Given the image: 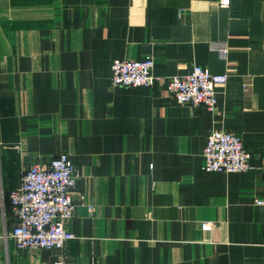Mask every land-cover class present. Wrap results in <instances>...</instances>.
<instances>
[{
    "label": "crops",
    "instance_id": "1",
    "mask_svg": "<svg viewBox=\"0 0 264 264\" xmlns=\"http://www.w3.org/2000/svg\"><path fill=\"white\" fill-rule=\"evenodd\" d=\"M115 58H151L157 80L111 85ZM193 65L227 75L213 112L167 89ZM212 129L241 138L248 169L203 168ZM62 151L67 264H264V0H0V264L60 251L16 247L8 193Z\"/></svg>",
    "mask_w": 264,
    "mask_h": 264
},
{
    "label": "built area",
    "instance_id": "2",
    "mask_svg": "<svg viewBox=\"0 0 264 264\" xmlns=\"http://www.w3.org/2000/svg\"><path fill=\"white\" fill-rule=\"evenodd\" d=\"M229 0H219L227 6ZM211 49L227 52L223 41H212ZM153 60L115 58L110 65V83L113 86H152L157 80L153 73ZM225 73H213L207 68L193 65L185 74L167 78V89L178 103L201 105L213 112L217 103L216 85L225 82ZM203 168L207 171L236 172L250 167V152L241 138L230 131L212 129L202 151ZM77 176L74 164L67 152H60L46 164H31L23 170L18 185L9 191L10 210L15 218L9 234L18 248H56L51 264H67L62 249L67 239L74 234L66 228L73 216L74 204L70 190ZM264 206V198L255 199ZM90 208V206H89ZM202 222V228L210 227ZM264 253V236L261 241Z\"/></svg>",
    "mask_w": 264,
    "mask_h": 264
}]
</instances>
